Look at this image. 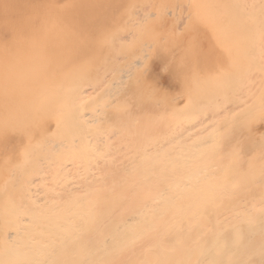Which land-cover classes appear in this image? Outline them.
Segmentation results:
<instances>
[{
    "label": "bare ground",
    "instance_id": "bare-ground-1",
    "mask_svg": "<svg viewBox=\"0 0 264 264\" xmlns=\"http://www.w3.org/2000/svg\"><path fill=\"white\" fill-rule=\"evenodd\" d=\"M100 1L0 0V264H264V0Z\"/></svg>",
    "mask_w": 264,
    "mask_h": 264
},
{
    "label": "rangeland",
    "instance_id": "rangeland-1",
    "mask_svg": "<svg viewBox=\"0 0 264 264\" xmlns=\"http://www.w3.org/2000/svg\"><path fill=\"white\" fill-rule=\"evenodd\" d=\"M99 1H100V0H99ZM106 1H107V0H106ZM106 1H105V0H102V2H105V3H106ZM153 1H154V0H153ZM153 1L149 0V1H147L148 4H147V3H146V4H147L148 6H150V8H151V5H152L153 10H154V11L158 10V12H160L158 8H160V7H164V8H160V10H161V13H162V14L165 13V12H166L165 14L168 13V14H167V17H168L169 21H168L167 18H166V20H167L166 23H167V22H169V23L165 26V29H166V30L169 29V27H170V21L173 19V17H175V16L173 15V13H171V11L173 10V6H172L171 4H170V5H167L166 3H168V2L164 3V6H163V1H162V3H161V0H157V1L159 2V4H158L157 1H154V3L156 2L157 4H153ZM189 1H190V0H189ZM189 1H188V2H189ZM100 2H101V1H100ZM105 3H102V4H105ZM149 3H150L151 5H149ZM160 3H161V6H160ZM115 5H117V3H116ZM157 5H158V6H157ZM166 5L168 6V9H166V8H167ZM189 5H190V4H189ZM156 6H157L158 8H157ZM170 6H171L172 10L170 9ZM187 6H188V5H187ZM191 6H193V5H191ZM98 8H99V7H98ZM98 8H97V10H99V11H97L98 13H97V12H94V15L96 14V17H97V14H98V16H100V17H101L102 15H106L109 11H107V13H106L105 11H106V10H110V7H107V9L104 8V9H102V10H104V13H106V14H104V13H100V14H99V12L102 11V10H101V9H98ZM194 8H195V7H193L192 10H190V9H191V8H190L189 11H195ZM162 9H164L165 11H162ZM196 9H197V8H196ZM95 10H96V9H95ZM111 10H112V9H111ZM120 11L122 12V10H120ZM167 11H168V12H167ZM169 11H170V12H169ZM156 12H157V11H156ZM109 13H110V12H109ZM120 14H122V13H119V16L122 17V20H121L120 23H122V21H123V23H124V21H125L126 18H127L126 16L129 15V14H125V16H122V15H120ZM168 15H169V16H168ZM171 15H173V17H172ZM169 17H170V18H169ZM97 19H98L99 21H98V20L95 21L94 24H96V22H97V23H99V22L101 23V22H103V21L105 22L106 20L109 21L108 18H106V19L97 18ZM111 20H112V19H111ZM104 22H103V24H104ZM123 23H122V25H123ZM101 24H102V23H101ZM101 24L99 25L100 28H99L98 31H97L100 35H102L101 33H103V32H104V29H105V27H101V26H102ZM117 24L119 25V23H117ZM117 24H116V25H117ZM119 26H121V24H120ZM167 26H169V27H167ZM117 27H118V26H117ZM176 29H177V28H174V29L172 30L173 32H171V33L176 32ZM93 30H94V29H93ZM117 30H118V28H115V29H114V31H116V32H117ZM174 30H175V31H174ZM78 31H79L78 34H80V35H78V34H77V35H78V37H80V36H81V32H80V30H78ZM167 31H168V30H167ZM177 31H179V30H177ZM97 32H95V33H94V32H89L88 35H91L92 37H94V40H96L95 38L97 37V34H98ZM107 33H108V32H107ZM147 34H148V33H147ZM100 35H99V36H100ZM107 35H108V34H107ZM91 36H90V37H91ZM95 36H96V37H95ZM99 36H98V37H99ZM104 36H105V35H104ZM88 37H89V36H88ZM88 37H86V38H88ZM92 37H91V39H92ZM101 37H103V36H101ZM83 38H85V37H83ZM83 38L80 39V41L84 40V42H80L81 44H83V43L85 44V42H86V41H85L86 39H83ZM109 38H110V37H108V39H109ZM97 39H99V38H97ZM92 41H93V40H91V42H92ZM88 43H89V41L87 42V45H88ZM93 43H94V42H93ZM89 44L91 45V43H89ZM85 46H86V45H85ZM79 47H80V46H79ZM171 49H172V48H171ZM81 55H82V53H81ZM81 55H80V56H81ZM171 67H173V66H171ZM0 68L3 69L4 67L2 68V66H0ZM4 69H5V68H4ZM170 70H171V68H169L168 70H167V69L162 70L163 72H162L161 70H159V75L162 76V77H164V76L167 77V75H168V73H169ZM164 71H165V72H164ZM3 72H4V71H3ZM8 72H9V68L7 67V69H5V73H8ZM160 72H161V73H160ZM167 72H168V73H167ZM0 108H3V107L0 106ZM3 111H4V110H3ZM3 111H0V120H3V119L6 118L5 116H4L5 118L3 117V115H4ZM1 113H2V114H1ZM1 115H2V116H1ZM2 118H3V119H2ZM0 128H1V127H0ZM1 130H3V131H1ZM7 134L10 135V133H8V131H7V127H5V130H4V128L0 129V136H1V135L5 136V139H4L5 141H3V139H2V140L0 139V146H2V147H0V149L2 148L1 153H0V155H1V156H0V159H1L2 156H3V158L1 159V162H0V164L3 163V166H0V176L2 175L1 173H3V175H6L7 178H8V177H9V176H8L9 174H8V175L6 174V173H7L6 169L8 170V168H9V166H8V162L14 160V161L12 162V165H11V162L9 163V165H10L11 168H12V166H14V164H15V165L22 164V161H23V163H24L25 157H27V156H26V155H23V156L20 155L21 150H23V148H24V146H23L24 144H23L22 146H19L18 148H13L15 143L11 141V139L9 138V136H8ZM252 134H253V132L251 131V135H252ZM6 135H7V136H6ZM251 135L249 134V136H251ZM3 136H2V138H3ZM252 136H253V135H252ZM256 137H257L258 140L256 139ZM256 137H253V138H254V141L251 140L250 142H247V143L245 142V146H247L248 143L251 145V146H250V145L248 144L249 149H251V150H250V151H251V152H250L251 155L254 154V153L257 151V148H256V150L254 149L255 146L261 145V146L264 147V140H263L264 137H260V133L257 134ZM0 138H1V137H0ZM6 138H7V139H6ZM253 138H251V139H253ZM8 139H9V140H8ZM255 139H256V140H255ZM260 141H261V142H260ZM252 142H253L254 144H256V145H254ZM255 142H256V143H255ZM260 143H261V144H260ZM2 144H3V145H2ZM245 146H244V147H245ZM261 146H260V147H261ZM258 147H259V146H258ZM11 148H13V150H12ZM253 150H254V152H253ZM23 151H24V150H23ZM7 153H8V154H7ZM23 153H24V152H23ZM251 155H249V156H251ZM20 157L22 158V161H21V162H18L17 160H19ZM4 159H7L8 161L5 160V161L3 162L2 160H4ZM11 159H12V160H11ZM20 160H21V159H20ZM263 160H264V159H263ZM249 162H252L251 164L248 163V165L250 164L249 167H252V165H253V167L251 168V170H252V169H254V170H252V171L255 172V171L257 170L258 167H259V169H260V171L258 170V171L253 175L252 172H251V170H250V172H249V169H250V168L248 167L249 169H247L248 171L246 170V172H247L249 175L251 174L252 176H250V177H251V178L253 177L254 180H252L253 178H252V179L249 178V179H251V181H255L256 183L259 182V183H261L260 185H262V183H264V181H262V179H264V174H263L264 172H263L261 169H262V166H263V162H264V161L262 162V159H255V158L250 157ZM1 165H2V164H1ZM5 165H7L8 167L5 166ZM248 165H247V166H248ZM14 167H15V166H14ZM14 167L12 168L13 173H14V172H15V173L18 172L17 170H15ZM260 167H261V168H260ZM2 171H3V172H2ZM10 171H11V169L9 168V171H8V172L10 173ZM4 172H6V173H4ZM15 173H14V175H15ZM20 173H21V172H20ZM20 173H19V174H20ZM11 174H12V173H11ZM21 174H22V173H21ZM248 174H245V175L247 176ZM3 175H2V176H3ZM14 175H13V174L10 175V178H8V179H9L8 181H10L11 179H13V176H14ZM16 175H17V173H16ZM16 175H15V177H16ZM257 175H258V177L261 176V180H258V179H257L258 177H254V176H257ZM2 176H1V177H2ZM6 176H5V177H6ZM1 177H0V179H1ZM11 177H12V178H11ZM15 177H14V179H15ZM262 177H263V178H262ZM2 178H4V177H2ZM7 178H6V179H3V183H2V180H1V183H0V184H1V185H0V207H2L3 204H4V206L6 205L5 202H6L7 199H9V198H7L8 196H10V198L13 197V195H12V193L14 192V191L12 190L13 188H11V190H12V192H11L10 189H8V188H10V185L5 184V183H8V181H6ZM247 179H248V178H247ZM255 179H256V180H255ZM257 180H258V182H257ZM13 181H14V180H13ZM13 181H12V182H13ZM248 181H250V180H248ZM260 181H261V182H260ZM4 182H5V183H4ZM12 182H11V183H12ZM243 182H244V179H243ZM245 182H246V178H245ZM255 182H254V183H255ZM9 183H10V182H9ZM9 183H8V184H9ZM11 183H10V184H11ZM248 183H249V182H248ZM248 183H247L246 185H248V186L250 185L252 188H251V187H249V189L247 188L248 190H245L247 193H248V192H251V191H252V192L255 191L256 189H253V187H256V186L259 187V188H257V189H259V190H257L258 192H256V194H255V192H253L254 194H252V195H251V193L249 194V199L251 198L252 201L255 202L256 200H258V198H259V199L261 198L260 195H263L264 187H260L259 183H258L259 186L256 185V184H255V185H256V186H255L253 182H250L251 184H248ZM252 183H253V184H252ZM3 185H5V186H3ZM252 185H253V186H252ZM2 186H3L4 188H3ZM6 186H7V187H6ZM1 187H2V189H1ZM11 187H13V183L11 184ZM246 187H247V186H245V183H244V188H246ZM6 188H7V190H9V191L5 190ZM250 188H251V189H250ZM6 191H7V192H6ZM262 191H263V192H262ZM261 192H262V193H261ZM263 196H264V195H263ZM14 197H15V198H14ZM14 197H13V198L16 200V193H15V196H14ZM17 197H18V195H17ZM3 198H6V200L3 199ZM13 198H12L11 200H13ZM262 198H264V197H262ZM1 199H2V200H1ZM9 200H10V199H9ZM11 200H10V201H11ZM254 200H255V201H254ZM7 201H8V200H7ZM10 201H9V203H10ZM13 201H14V200H13ZM252 201H251V202H252ZM256 202H257V201H256ZM256 202H255V203H256ZM1 203H2V204H1ZM6 203H7V202H6ZM9 203H7V205H6L8 208H6V209L3 208V210H4L3 212L1 211L2 208H0V211L2 212V213L0 212V213H1V214H0V218H1V219L3 218L2 216L5 215V213L8 214V213L10 212V211H9V208H10L9 206H10L11 204H9ZM8 204H9V206H8ZM6 206H5V207H6ZM1 219H0V220H1ZM1 222H2V220H1ZM1 222H0V223H1ZM1 226H2V224L0 225V230H1Z\"/></svg>",
    "mask_w": 264,
    "mask_h": 264
}]
</instances>
